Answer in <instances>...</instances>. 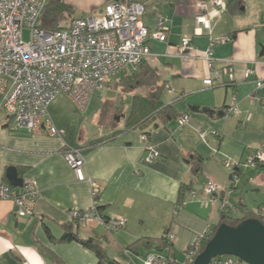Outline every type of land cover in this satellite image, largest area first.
Segmentation results:
<instances>
[{"label": "crops", "instance_id": "crops-1", "mask_svg": "<svg viewBox=\"0 0 264 264\" xmlns=\"http://www.w3.org/2000/svg\"><path fill=\"white\" fill-rule=\"evenodd\" d=\"M132 1L146 6L142 20L149 29L155 28L159 16L168 20L171 29L166 41H150L151 52L142 66L125 69L97 91H116V96L96 105L92 104L94 95L88 109L81 110L72 98L60 93L48 112L55 125L66 130L63 137L50 136L45 128L36 134L14 131L11 116L0 112V182L10 184L7 170L13 166L19 178L32 181L38 189L33 216L17 217L13 201H0V264H97L91 249L77 241H52L47 233L49 229L60 238L70 223L68 212L93 205L90 180L100 185L103 216L125 218L127 224L108 233L103 223L92 221L74 231L100 242L110 256L125 264H144L147 252L156 250L131 251V259L125 253L131 243L142 237H161L168 229L175 239L172 249L163 252L184 264L190 242L208 225L213 228L223 212L238 218L247 211L259 212L264 222V166L225 164L229 158L245 160L264 148V0H226L225 8H210L209 28L196 24L198 10L193 1ZM186 36L193 37L196 50L182 53ZM222 36L229 40L212 47L216 68L231 60L234 78L207 84L210 70L203 55L212 38ZM147 67L155 70L159 84H165L162 101L173 103L177 113L188 111L190 105L234 106L237 112L228 117L196 112L183 125L177 118L166 124L157 118L146 127L129 128L126 121L133 96L145 95L149 89L127 86L126 81L133 82ZM248 67L255 73L246 78ZM167 95L170 99L165 100ZM105 102L116 108L112 110L115 129L100 125ZM91 106L92 113L87 115ZM86 124L93 131L88 132ZM142 133H149L148 143L160 152L152 164L144 161L147 152ZM67 148H79L85 157V180H79L66 161ZM200 157L201 170L196 174L194 166ZM233 172L237 180H232ZM209 181L216 182L220 192L205 193ZM182 183L192 186L195 195L187 191L184 208L175 216Z\"/></svg>", "mask_w": 264, "mask_h": 264}, {"label": "built area", "instance_id": "built-area-1", "mask_svg": "<svg viewBox=\"0 0 264 264\" xmlns=\"http://www.w3.org/2000/svg\"><path fill=\"white\" fill-rule=\"evenodd\" d=\"M50 0H0V112H6L13 119L12 130L36 134L46 129L50 136L63 137L66 130L55 125L49 116L51 102L65 93L81 110H87L95 93L111 79L127 68H138L151 52L150 41H166L171 26L168 20L159 16L154 29H149L142 20L146 6L132 0H111L97 14L72 17L62 29L52 30L40 27L41 17ZM193 1L197 8V25L210 27L208 11L226 7V0H186ZM264 23V22H263ZM30 29V39L25 40L23 32ZM229 40V36L212 38L210 47L204 52L210 76L207 84L222 82L224 77L233 80L232 61L218 69L213 57V45ZM193 37L182 39L180 51H194ZM254 68L245 70V77H251ZM237 108L230 106L226 116L233 115ZM183 125L191 120L185 113L178 118ZM214 134L219 133L214 130ZM206 141V132H201ZM147 154L146 164H152L160 157V152L150 143L148 136L141 134ZM64 156L74 170L77 178L85 180V157L79 148H67ZM264 163V148L257 149L245 160L231 158L225 160L229 167L244 164L258 166ZM233 172L232 180H237ZM90 180V179H89ZM93 187V205L87 210H70L71 221L82 224L99 221L108 233L125 228V218L106 220L98 211L100 185L91 181ZM220 186L209 181L203 191L213 195L220 192ZM193 194L195 193L192 192ZM38 189L30 180H24L22 186H13L0 182V201L9 199L14 203L17 217L35 215ZM185 203L176 206L177 215ZM40 218V217H39ZM212 230L208 225L190 243L185 252L186 260L194 261L202 252L203 242L209 238ZM173 238V236H171ZM131 258V251L125 250ZM132 259V258H131ZM144 264H173L175 259L164 253L151 250L143 258ZM209 264H249L234 255L215 257Z\"/></svg>", "mask_w": 264, "mask_h": 264}, {"label": "trees", "instance_id": "trees-1", "mask_svg": "<svg viewBox=\"0 0 264 264\" xmlns=\"http://www.w3.org/2000/svg\"><path fill=\"white\" fill-rule=\"evenodd\" d=\"M60 8L64 9H71L70 6H67L66 3H64L62 0H50L43 12V15L41 17L42 23H40V27L46 28V29H52V30H57V29H62L65 26L62 25H56L53 20H51L50 17H53L52 13L53 10L58 11ZM63 9V10H64ZM145 62V61H144ZM144 62L140 65L142 66ZM139 66V67H140ZM131 77V76H130ZM132 81V80H131ZM126 81L127 86L130 84L139 85L140 87L143 88H148L149 91L147 94L142 95V94H135L132 99V106H131V111L130 114L127 117L126 121V126L129 128L132 127H146L150 123H152L154 120L159 118L164 124L172 121L173 119L178 118L179 116L189 113L194 114L196 112H202L206 113L212 117H225L226 116V109H228L230 106H224L222 108H213L209 106H200V105H190L188 111L184 113H177L176 110L174 109L173 103H164L162 101V93L164 91L165 84H159L158 80V75L155 73V70H153L150 67H147L141 74L135 75L133 82ZM113 109H116L113 107V104L110 102H105L103 103L102 106V112L100 116V125H102L104 128L105 127H110L112 129L116 128V118L115 115L113 114ZM149 137V133H144ZM66 149H64L65 151ZM202 157L198 158V162L194 166V172L197 174L201 170V163H202ZM264 166V163L258 164ZM187 191L194 192L192 189V186L182 183L180 187V192H179V197L176 206L181 205L185 203V196ZM100 194L98 196V205L97 209L101 213L102 209L104 208L103 206L100 205ZM176 209V208H175ZM102 214V213H101ZM103 215V214H102ZM175 215V214H174ZM178 215V214H177ZM175 215V216H177ZM41 219V216H39ZM106 220H109V218L103 216ZM249 218H259L262 220L260 217L259 212L254 213V212H246L243 217H233L230 216L229 213L223 212L222 217L220 221L212 228V233L207 238L202 245V251L206 245V243L210 240L214 232L217 230L218 226L226 222L231 225H237L241 221ZM263 221V220H262ZM70 223L67 224L65 233L60 237V238H55L53 234L50 232L49 229H47V233L49 238L52 241L56 242H70V241H77L81 243L84 247L91 249L97 256L98 258V263L97 264H125L121 260L114 258L109 255L107 250L102 246V244L94 239H86L81 237L76 231H74V228H80L82 223L76 222V221H69ZM171 231L168 229L162 235L161 237H142L133 243H131L126 250L134 251V252H139L140 248L150 250V249H156L157 251H160L164 253L165 255H168L166 252H163L164 250H169L172 249L173 247V242L175 239V236L170 234ZM173 236V238L171 237ZM192 242V241H191ZM190 242V243H191ZM190 245V244H189ZM188 245V247H189ZM186 248V250L188 249ZM185 250V252H186ZM170 256V255H169ZM173 257V256H171ZM175 259V263H177V259ZM184 264H194V261L191 260H186V255H185V263Z\"/></svg>", "mask_w": 264, "mask_h": 264}, {"label": "water", "instance_id": "water-1", "mask_svg": "<svg viewBox=\"0 0 264 264\" xmlns=\"http://www.w3.org/2000/svg\"><path fill=\"white\" fill-rule=\"evenodd\" d=\"M7 177L13 186H22L24 180L18 177L16 167L8 168ZM222 255H234L249 264H264V222L249 218L237 225L221 223L194 264H209Z\"/></svg>", "mask_w": 264, "mask_h": 264}, {"label": "rangeland", "instance_id": "rangeland-1", "mask_svg": "<svg viewBox=\"0 0 264 264\" xmlns=\"http://www.w3.org/2000/svg\"><path fill=\"white\" fill-rule=\"evenodd\" d=\"M64 1L63 2L66 3V0H64ZM71 1L72 2L68 1L66 3L67 6L71 7V9L60 8V10H58V11L53 10V13H52L53 17H50V18H51V20H53V22L56 25H62V26L68 25L71 17H81V16H87V15H91V14H97L103 10L104 5L107 3V2L104 3V1L102 2L100 0H71ZM40 23H42V19H41ZM30 36H31L30 29L29 28L25 29L23 32L24 39L29 40ZM112 95L116 96V91H114V92L105 91L103 93L97 92L95 94V97L93 99L92 104L98 105L102 99H104L105 97H110V96L112 97ZM117 97H118V94H117ZM168 99H170L169 95H167L165 100H168ZM124 103H127V102H125V100H124ZM90 113H92V106L90 107V110H88L86 114L88 115ZM86 126L88 129V132L93 131L88 124H86ZM94 134L98 135L100 133L95 132ZM90 135H92V134H90ZM223 168L225 169V167H223ZM192 195H195V193L194 194L192 193ZM197 195L200 196V191L197 192ZM175 264H177V263H175Z\"/></svg>", "mask_w": 264, "mask_h": 264}]
</instances>
